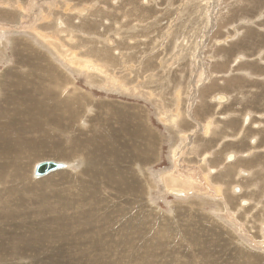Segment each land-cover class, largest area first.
<instances>
[{"label":"rangeland","instance_id":"rangeland-1","mask_svg":"<svg viewBox=\"0 0 264 264\" xmlns=\"http://www.w3.org/2000/svg\"><path fill=\"white\" fill-rule=\"evenodd\" d=\"M71 87L78 102L59 105ZM223 89L230 102L217 108ZM43 102L58 128L42 136L58 158L38 148L0 178L11 264H264V0H0V114ZM83 130L103 145L113 140L100 132L116 131L107 148L123 164L133 150L151 160L106 165L99 147L70 148ZM44 160L64 167L36 177Z\"/></svg>","mask_w":264,"mask_h":264},{"label":"bare ground","instance_id":"bare-ground-1","mask_svg":"<svg viewBox=\"0 0 264 264\" xmlns=\"http://www.w3.org/2000/svg\"><path fill=\"white\" fill-rule=\"evenodd\" d=\"M53 1V0H52ZM51 2V1H50ZM144 2V1H143ZM62 3V2H61ZM67 3V2H66ZM69 5V4H68ZM80 6V5H79ZM203 8V7H202ZM119 15V14H118ZM208 17V16H207ZM18 18V17H17ZM247 19V18H246ZM241 20V19H240ZM246 21V20H245ZM57 23V22H56ZM58 26H62L63 25V23H61V20L59 19V21H58ZM215 24V23H214ZM214 24H213V21L211 22V24H210V27L211 26H214ZM71 26V25H70ZM54 27V26H53ZM78 27V26H77ZM76 27V28H77ZM64 28V27H63ZM213 29V28H212ZM191 32V31H190ZM62 33H64V32H62ZM230 34V33H229ZM69 36V39H70V41H73V39L74 38H72L70 35H68ZM222 42H223V40H222ZM219 43V42H218ZM60 44V43H59ZM65 45V44H64ZM60 46H61V44H60ZM56 47V46H55ZM195 49V48H194ZM220 50V49H219ZM63 51H65V50H63ZM68 51V50H67ZM195 51V50H194ZM193 51V52H194ZM221 51V50H220ZM70 53V52H69ZM194 53H196V52H194ZM223 53V52H222ZM64 54V53H63ZM69 55V54H68ZM217 56V55H216ZM72 57V56H71ZM75 57V56H74ZM222 57H224V56H222ZM221 57V58H222ZM69 61V60H68ZM91 61V60H90ZM71 62V61H70ZM88 62V61H87ZM90 63V62H89ZM246 63V62H245ZM247 64V63H246ZM220 65V64H219ZM93 66V65H92ZM40 68V67H39ZM93 68L95 69L94 71L96 72V68L93 66ZM86 69V68H85ZM77 70V69H76ZM50 71H52V70H50ZM51 73V72H50ZM58 73H59V71H58ZM30 74V73H29ZM54 74V73H53ZM57 74V73H56ZM55 76V75H54ZM57 77V79H58V75L56 76ZM24 80V79H23ZM221 81V80H220ZM16 82H19L18 80L16 81ZM16 82H14L13 81V84L15 85L16 84ZM56 82V81H55ZM2 83V82H1ZM64 83V82H63ZM11 85V84H10ZM59 85V84H58ZM60 86H61V84H60ZM122 86V85H121ZM7 87V86H6ZM18 87V86H17ZM33 87V86H32ZM52 87V86H51ZM70 87V86H69ZM4 88H5V86H3V91H4ZM9 88V87H8ZM7 88V89H8ZM72 88V87H71ZM6 89V90H7ZM70 89V88H69ZM5 90V91H6ZM55 90H56V88H55ZM68 90V89H67ZM72 91H69V92H67L65 89H64V92L62 93L61 91H60V93H62V94H64L65 92L66 93H68V94H66L65 93V95H63V98H62V100H59V105H61V102L64 104V105H69V104H74L76 101L78 102V98L76 97V95L75 94H73V92H75V91H73V88L71 89ZM115 90V89H114ZM7 92V91H6ZM54 92V91H53ZM77 93V92H76ZM56 94V93H55ZM62 94H60L61 96H62ZM5 95V97L8 99V100H10V101H6L7 102V104H9V103H11V101H12V99H13V95L14 94H12V95H10V93H6V94H4ZM52 95V94H51ZM77 95H78V97H79V100H81L83 97L82 96H80L78 93H77ZM202 95V94H201ZM55 96V95H54ZM57 96V95H56ZM55 96V97H56ZM11 98V99H9V98ZM43 97H45V96H43ZM52 97V96H51ZM212 98V100H214V101H216L217 103V108L218 107H220L223 103H227L228 101H226V100H228V95H226V94H217V95H213V96H211ZM15 99H17L16 97H15ZM207 99V98H206ZM14 100V99H13ZM41 101H46V97H45V99H43L42 98V100ZM57 100H55V102H56ZM69 102V104H68V102ZM17 102V101H16ZM76 102V103H77ZM44 103V105L42 106V110L39 112V113H37L35 110H34V108L32 109V111H30V112H28V111H26V112H24V111H19V112H15V113H12L11 115H5V114H0V140H2L3 139V146H2V144L0 143V178H2V177H4L6 174H7V172H5V169L6 168H10V167H12V165H14L15 166V170H20V173L22 172V171H24L25 170V167L29 164L28 162L29 161H31V159H30V156L31 157H34V158H32L33 160L34 159H36L37 158V156H35V155H33V154H30L32 151H35L36 149H40V151L43 153V155H54V156H57V158H58V152H56L55 150L54 151H51V150H49V149H47V143H46V137H43L42 136V134H44V132L46 131L48 134L49 133H52L53 134V132H55L56 133V131H54V130H52V129H49V127L50 126H53V127H55V128H58L57 126H56V124L52 121V125H51V122H50V124L48 123V121H49V118H48V116L46 115V111H45V102H43ZM206 105V104H205ZM199 106V105H198ZM200 107H201V105H200ZM211 107V106H210ZM54 108V104L53 103H51V110ZM11 109V108H10ZM120 109V108H119ZM3 113H4V111H3ZM120 113V112H119ZM9 114V113H8ZM66 113H63V117H64V115H65ZM159 114V113H158ZM246 114V113H245ZM11 116H15V118L13 119V118H11ZM21 116V117H20ZM221 116H223V115H221ZM244 116V115H243ZM18 117V118H17ZM23 118H25V124L27 123L28 124V126H25V125H21V119H23ZM242 119H243V124L242 125H244V124H246L245 122H244V118L242 117ZM20 120V121H19ZM252 120V119H251ZM248 121V117H246V122ZM56 122L57 123H61V126H62V128H64V129H66V130H68V131H70L71 133H72V131H73V129H74V125L71 127V125H70V123H68V124H66V123H64L63 121H62V118L58 121V120H56ZM129 122V121H128ZM164 123V122H163ZM217 123V122H216ZM231 123V122H230ZM235 123V122H234ZM205 124H208V126H209V128L210 127H212V122L210 121V119L208 118L207 119V121L205 122ZM232 124V123H231ZM239 124V123H238ZM50 125V126H49ZM173 125H175V124H173ZM233 125V124H232ZM235 126V125H234ZM240 126V125H239ZM242 127V126H241ZM51 128V127H50ZM54 128V129H55ZM253 128V127H252ZM42 129H45V130H42ZM85 129H87L86 127H85ZM113 129V128H112ZM56 130V129H55ZM78 130V129H77ZM93 130V129H92ZM213 130V127L211 128V131ZM86 131V130H85ZM238 131V130H237ZM87 132V131H86ZM86 132H84V130H83V132H81L80 134L82 135V138H81V136H80V138H77L74 134H72L73 136H74V138H73V136L71 137V146H70V148H72V147H77V145L78 146H81V145H84V146H90L91 148H97V147H99V148H101L102 150H103V152H104V150L106 151V153H103L102 152V155H101V157L104 159V161H105V164L107 165V163H108V159L107 158H113L114 159V167L115 166H118V167H127L128 168V163L130 162V161H134V160H137V159H142L143 161H145V162H148V161H150L151 160V157H152V154H150L149 153V151H144V152H139L138 150H133V152H132V155L131 156H129L131 159L129 160V162H126L125 164H123L122 163V160H121V158L119 157V156H117V157H115L114 155H113V151L111 150V149H108L107 148V146H112V145H114L115 143H119V140H118V137L120 136V135H118V133H117V136L115 135L116 134V131H115V134H113L112 132H110L109 131V133H105V131L103 132V134H102V132H100V134H99V137L103 140L104 138H107V140H108V138H111L113 141H106L108 144L107 145H103V144H101V143H99L96 139H95V137L93 136V141H91L90 140V137L89 136H87V134H86ZM241 132V131H240ZM73 133H75V131L73 132ZM83 133H85V136L83 135ZM46 134V133H45ZM78 134V133H77ZM80 134H78V135H80ZM91 134H93V132L91 133ZM97 134H98V131H97ZM120 134V133H119ZM47 135V134H46ZM45 135V136H46ZM55 135V134H54ZM94 135V134H93ZM103 135V136H102ZM48 136V135H47ZM53 136V135H52ZM49 137H50V135H49ZM98 137V138H99ZM183 137V136H182ZM138 139V138H137ZM101 140V141H102ZM136 140V139H135ZM134 140V141H135ZM100 141V140H99ZM105 141V140H104ZM195 141V140H194ZM135 142H137V143H139L140 141H135ZM112 144V145H111ZM148 144H150V143H148ZM202 144V143H201ZM127 145V144H126ZM50 146V145H49ZM138 146L140 147V145L138 144ZM103 147H105V148H107V149H105V148H103ZM126 147V146H125ZM128 147V146H127ZM193 147H195L194 145H193ZM219 147V146H218ZM123 148V147H122ZM121 148V149H122ZM189 148V147H188ZM211 148V147H210ZM86 149V148H85ZM124 149V148H123ZM172 149V148H171ZM119 150H120V148H119ZM143 150V149H142ZM145 150V149H144ZM46 151H48V152H46ZM93 151V150H92ZM157 151V150H156ZM23 152V153H22ZM22 154H24V155H22ZM78 154V153H77ZM96 154V153H95ZM131 154V153H130ZM205 154V153H204ZM216 154V153H215ZM97 155V158L100 156V154H96ZM227 155V154H226ZM150 156V157H149ZM198 156H199V154H198ZM206 156V155H205ZM204 155H203V157H205ZM225 156V155H224ZM235 156V155H234ZM68 157V156H67ZM188 157V156H187ZM196 158V157H195ZM232 158V155H228V157H227V159L228 160H230ZM69 159V158H68ZM150 159V160H149ZM172 159H174V158H172ZM198 159V158H197ZM202 159H204V158H202ZM238 159V158H237ZM241 159V158H240ZM240 159H239V162H240ZM231 160H233V159H231ZM45 161V160H44ZM88 161V156H87V154H86V152L84 153L83 152V156H82V165H84L85 166V164L86 163H88L87 162ZM207 161V160H206ZM213 161V160H212ZM214 161H216V159L214 160ZM225 161V160H224ZM238 161V160H237ZM40 162H42V161H40ZM135 162V161H134ZM190 162V161H189ZM203 162V161H202ZM218 162V161H217ZM242 162V161H241ZM246 162V161H245ZM13 163H15V164H13ZM39 163V162H38ZM38 163H36V165L38 164ZM62 164H63V166L62 167H64V163L63 162H61ZM214 163H216V162H214ZM238 163V162H237ZM244 163V162H243ZM112 163H110V165H111ZM241 164V163H240ZM239 164V165H240ZM36 165L34 164V171H35V167H36ZM201 165V164H200ZM235 165V164H234ZM244 165V164H243ZM238 166V165H237ZM62 167H60V168H62ZM232 167H234V166H232ZM211 168V167H210ZM226 168V167H225ZM33 169V168H32ZM31 169V170H32ZM59 169V168H58ZM182 169H183V167H182ZM15 170H12V171H9V175L11 176V172H14ZM27 170V169H26ZM117 170V169H116ZM120 170H121V168H120ZM119 170V171H120ZM176 170V169H175ZM184 170V169H183ZM185 170H186V168H185ZM235 170V169H234ZM54 171V170H53ZM211 171V170H210ZM236 171V170H235ZM32 172V171H31ZM100 172V171H99ZM114 172V171H113ZM118 172V171H117ZM127 172V171H126ZM24 173V172H23ZM101 173V172H100ZM236 173V172H235ZM241 173H242V175H248V172L246 173V172H244V171H241ZM21 175V174H20ZM168 175V174H167ZM179 175V174H178ZM18 176H19V174H18ZM58 176H67V174H59ZM142 176V175H141ZM21 177V176H20ZM36 177H38V176H36ZM106 177V176H105ZM133 180H134V176H130ZM137 177V176H136ZM161 177V176H160ZM167 177V176H166ZM174 177V176H173ZM61 178H63V177H61ZM103 177H101V179H102ZM107 178V177H106ZM105 178V182H106V179ZM115 178V177H114ZM145 178V177H144ZM116 179V178H115ZM121 179H122V177H121ZM114 180V179H113ZM113 180H111V181H113ZM141 180V179H140ZM148 180V179H147ZM162 180V179H161ZM38 181V180H37ZM115 181V180H114ZM178 181V180H177ZM190 181V180H189ZM21 182V181H20ZM20 182H18V183H20ZM29 182V181H28ZM123 182H124V180H123ZM134 182H136V180H134ZM147 182V181H146ZM165 182V181H164ZM17 182H15V181H11V182H9L8 184L9 185H11V184H16ZM22 183H24V182H22ZM27 183V182H26ZM36 184H41V182H35ZM109 183V182H108ZM133 183V182H132ZM137 183V182H136ZM145 183V182H144ZM168 184L170 183V182H167ZM180 183V182H179ZM25 184V183H24ZM29 184V183H28ZM105 184V183H104ZM173 184H175V183H173ZM178 184V183H177ZM21 185V184H20ZM117 185H118V183H117ZM96 186V185H95ZM95 186H92V187H95ZM123 186H125L124 184H123ZM122 186V187H123ZM235 186V185H234ZM233 186V188H234V190H235V187ZM5 187H8V188H11L12 190L14 189V188H12V187H10V186H4V188ZM109 187V186H108ZM146 187V186H145ZM148 187V186H147ZM20 188V187H19ZM89 188V187H88ZM116 188V187H115ZM121 188V187H120ZM124 188V187H123ZM233 188H232V190L231 191H233ZM21 189V188H20ZM117 189V188H116ZM138 189V188H137ZM201 189V188H200ZM95 190H97V189H95ZM94 190V188H92V191H95ZM134 190V189H133ZM172 189H170V191H171ZM238 190V189H237ZM237 190H235V191H237ZM98 191V190H97ZM114 191H115V189H114ZM124 191H126V190H124ZM174 191V193L175 194H180L181 192H178V190H173ZM196 191V190H195ZM241 191V190H240ZM96 192V191H95ZM120 192V191H119ZM119 192H117V193H119ZM123 192V191H122ZM121 192V193H122ZM130 192V191H129ZM239 192V191H238ZM125 193V192H124ZM129 194V193H128ZM99 195V194H98ZM181 195V194H180ZM22 197V196H21ZM110 197V196H109ZM182 197H184V196H182ZM121 199V198H120ZM106 201V200H105ZM121 201H123V199L121 200ZM224 201V200H223ZM246 203V202H245ZM243 204V203H242ZM5 209V206H3L2 207V210L0 211V230H1V232H2V237H3V239L0 241V252L1 253H3V254H7V257L4 259V263H2V264H11L12 263V257L13 256H11V254H12V249H13V247H12V243H11V238H10V232H9V230H8V228H6V226L5 225H2L3 224V222H2V218L3 217H5L6 216V211L4 210ZM100 211V210H99ZM116 211V210H115ZM116 213V212H115ZM78 214V213H77ZM117 214H119V213H117ZM131 214V213H130ZM113 215V214H112ZM124 215V214H123ZM129 215V214H128ZM79 216V215H78ZM108 216L110 217V215L108 214ZM117 216H119V215H117ZM131 216L132 215H130L129 217L131 218ZM97 217V216H96ZM127 217V216H126ZM126 217H124V218H126ZM128 217V218H129ZM111 218V217H110ZM120 218V217H119ZM118 218V219H119ZM123 218V217H122ZM117 219V220H118ZM139 219V218H138ZM122 220V219H121ZM128 220V219H127ZM153 220V219H152ZM125 221V220H124ZM114 222H116V221H114ZM121 221H119V223H120ZM130 222H132V221H130ZM147 222H149V221H147ZM171 222V221H170ZM124 223H126V221L124 222ZM127 223H129V222H127ZM103 224V223H102ZM151 224V223H150ZM152 224H154V222L152 223ZM97 225V224H96ZM111 225V224H110ZM130 225V224H129ZM128 225V226H129ZM132 225H133V223H132ZM134 225H136V224H134ZM98 226V225H97ZM103 226V225H102ZM117 226V225H116ZM116 226H113L114 228L116 227ZM127 226V227H128ZM105 227V226H104ZM109 227V226H108ZM107 227V228H108ZM112 227V228H113ZM125 227V226H124ZM134 227V226H133ZM137 227V226H136ZM153 227V226H152ZM106 228V229H107ZM110 228V227H109ZM129 228H130V226H129ZM151 228V227H150ZM179 228V227H178ZM102 229H105V228H102ZM117 229H118V227H117ZM132 229H134V228H132ZM143 229H144V227H143ZM154 229V228H153ZM135 230V229H134ZM146 230V229H145ZM148 230V229H147ZM100 231H102V230H100ZM114 232V230H111V232ZM115 231H116V228H115ZM125 231V230H124ZM129 231V230H128ZM144 231V230H143ZM155 231V230H154ZM123 232V231H122ZM149 232H150V230H149ZM158 232V231H157ZM91 233V232H90ZM101 233V232H100ZM108 233H110V231L108 232ZM126 233H130V231L129 232H126ZM132 233V232H131ZM134 233V232H133ZM145 233V232H144ZM147 233H148V231H147ZM236 233V232H235ZM99 233H97L96 234V236L98 235ZM151 234V233H150ZM158 234V233H157ZM91 235H93V233L91 234ZM107 235V234H106ZM111 235H112V233H111ZM116 234H113V238H115L114 236H115ZM119 235V234H118ZM122 235H123V233H122ZM122 235H121V237H122ZM127 234H125V236H126ZM129 235H132V234H129ZM135 235H136V233H135ZM95 236V237H96ZM104 236H105V234H103V238H104ZM124 235H123V237H125ZM146 236V235H145ZM149 236V235H148ZM147 236V237H148ZM60 237V236H59ZM88 237V236H87ZM91 237H93L94 238V236H91ZM126 237H128V236H126ZM134 238H135V236H133ZM139 237V236H138ZM141 237V236H140ZM99 238H101V237H98V238H96V239H99ZM102 238V239H103ZM106 238V237H105ZM110 238V237H109ZM113 238H112V240H113ZM131 239H129V238H127L129 241L130 240H134L132 237H130ZM63 239V238H62ZM102 239H99V240H102ZM124 239H126V238H124ZM126 239V240H127ZM136 239V238H135ZM137 239H139V238H137ZM136 239V240H137ZM91 240V239H90ZM109 240H111V239H109ZM109 240H108V242H109ZM112 240H111V242H112ZM117 240H118V242H121V241H123V240H121V238H120V240L118 239V237H117ZM135 240V241H136ZM60 241V240H59ZM102 241H104V239L102 240ZM105 241H107V240H105ZM134 241V242H135ZM140 241V240H139ZM94 242H96L95 240H94ZM94 242L92 243V244H94ZM113 242H114V240H113ZM112 242V243H113ZM118 242H116L115 244V246L116 247H119L120 248V246H117L118 244ZM125 242V241H124ZM128 242V241H127ZM133 242V243H134ZM140 243V242H139ZM148 243V242H147ZM96 244V243H95ZM120 244V243H119ZM121 244H122V242H121ZM61 245H63V244H61ZM73 245H77V242L76 241H74V244L73 243H70L69 244V246H73ZM123 245H124V243H123ZM123 245H122V247H123ZM126 245V244H125ZM231 245V244H230ZM105 247V246H104ZM111 247V246H110ZM125 247V246H124ZM124 247H123V249H124ZM134 247H135V244H134ZM143 247V246H142ZM152 247V246H151ZM60 248L61 249H64V247L63 246H60ZM106 248V247H105ZM109 248V247H108ZM144 248V247H143ZM99 249V248H98ZM123 249H121V251L123 250ZM135 249V248H134ZM87 250V249H86ZM94 250V249H93ZM111 250V249H110ZM118 250V249H117ZM88 251V250H87ZM119 251H117V253H118ZM238 252H241V251H238ZM83 253V252H82ZM89 253V252H88ZM91 253V252H90ZM89 253V254H90ZM94 253V252H93ZM96 253V252H95ZM116 253V254H117ZM237 253V252H236ZM235 254V253H234ZM71 256H72V254H70ZM91 255H93L94 256V254H90V257L89 258H91ZM98 255V254H97ZM96 255V256H97ZM233 255V254H232ZM236 256H238L237 254H235ZM241 255H242V253H241ZM60 256H61V254H60ZM65 256V255H64ZM64 256H62V257H64ZM88 256V255H87ZM96 256H95V259H96ZM117 256H119V255H117ZM72 257H74V256H72ZM100 257V256H99ZM105 257V256H104ZM126 257V256H125ZM210 257H212V259H213V256H210ZM243 257V256H242ZM0 258L2 259L3 257H1V255H0ZM61 258V257H60ZM66 258V257H65ZM75 258V257H74ZM88 258V257H87ZM93 258V257H92ZM98 258V257H97ZM106 258V257H105ZM104 258V259H105ZM208 258V257H207ZM231 258H232V256H231ZM236 258V257H235ZM238 258H240V257H238ZM108 259V258H107ZM211 259V260H212ZM233 259V258H232ZM202 260H203V258H202ZM208 260H210L209 258H208ZM215 260V259H214ZM217 260V259H216ZM245 260V259H244ZM224 261V260H223ZM237 261V260H236ZM239 261V260H238ZM212 262V261H211ZM214 262V261H213ZM212 262V263H213ZM218 262V261H217ZM206 263V262H205ZM209 263V262H208ZM242 263V262H241ZM251 263V262H250ZM236 264V263H235ZM238 264H239V262H238ZM243 264V263H242Z\"/></svg>","mask_w":264,"mask_h":264},{"label":"water","instance_id":"water-1","mask_svg":"<svg viewBox=\"0 0 264 264\" xmlns=\"http://www.w3.org/2000/svg\"><path fill=\"white\" fill-rule=\"evenodd\" d=\"M62 166L63 164L61 162H57L53 160H45V161L39 162L36 165L34 175L40 177ZM237 189L238 188L235 187V190Z\"/></svg>","mask_w":264,"mask_h":264},{"label":"crops","instance_id":"crops-1","mask_svg":"<svg viewBox=\"0 0 264 264\" xmlns=\"http://www.w3.org/2000/svg\"><path fill=\"white\" fill-rule=\"evenodd\" d=\"M24 9L22 8V11H23ZM21 16H23V14L21 15ZM58 21H59V19H57V23H58ZM57 27H58V24H57ZM74 40V39H73ZM96 65V64H95ZM93 68V67H92ZM83 69V68H82ZM94 69V68H93ZM95 70V69H94ZM121 89H128V88H126L125 86H121L120 87ZM227 92V90L224 92V89L222 90V91H220V93H224V94H227L226 93ZM228 96H229V94H227ZM226 101H228V102H230V98L228 99V100H226ZM212 124L214 125V123L212 122Z\"/></svg>","mask_w":264,"mask_h":264},{"label":"flooded vegetation","instance_id":"flooded-vegetation-1","mask_svg":"<svg viewBox=\"0 0 264 264\" xmlns=\"http://www.w3.org/2000/svg\"><path fill=\"white\" fill-rule=\"evenodd\" d=\"M246 117H248V115L247 114H244L243 118L245 119V123L248 122V121L246 122ZM248 174H249V172H248Z\"/></svg>","mask_w":264,"mask_h":264}]
</instances>
